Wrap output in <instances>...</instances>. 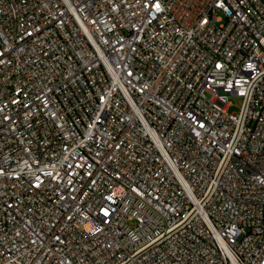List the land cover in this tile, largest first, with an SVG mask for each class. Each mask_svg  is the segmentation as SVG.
<instances>
[{
	"label": "built area",
	"instance_id": "obj_1",
	"mask_svg": "<svg viewBox=\"0 0 264 264\" xmlns=\"http://www.w3.org/2000/svg\"><path fill=\"white\" fill-rule=\"evenodd\" d=\"M0 264H264V0H0Z\"/></svg>",
	"mask_w": 264,
	"mask_h": 264
},
{
	"label": "rangeland",
	"instance_id": "obj_2",
	"mask_svg": "<svg viewBox=\"0 0 264 264\" xmlns=\"http://www.w3.org/2000/svg\"><path fill=\"white\" fill-rule=\"evenodd\" d=\"M229 100L232 103V106L230 107L229 111H237L240 104V100L236 97H230Z\"/></svg>",
	"mask_w": 264,
	"mask_h": 264
}]
</instances>
